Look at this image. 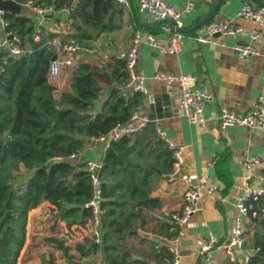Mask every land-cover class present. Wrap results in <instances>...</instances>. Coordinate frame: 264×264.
I'll list each match as a JSON object with an SVG mask.
<instances>
[{
    "label": "trees",
    "instance_id": "trees-1",
    "mask_svg": "<svg viewBox=\"0 0 264 264\" xmlns=\"http://www.w3.org/2000/svg\"><path fill=\"white\" fill-rule=\"evenodd\" d=\"M34 1L52 5L55 12L70 6L63 19L68 30L64 33L50 30L45 26L46 20L59 23L62 19L55 12L46 14L44 24L39 25V38L34 41L37 17L2 13L7 23L4 31L17 35L25 52L12 57L0 50V264H16L25 241L27 213L42 203L48 204L67 229L88 223L91 217L85 206L91 197L88 173L85 164L72 162L70 155L80 153L87 139L103 137L128 121L145 96L125 88L126 64L120 55L108 56L99 67L79 60L72 63L64 68V86L55 94V85L46 79L48 62L56 53L48 41L72 40L89 47L100 34L122 25L124 6L115 0ZM137 7L133 8L135 14ZM161 21L167 20L156 22ZM107 77L111 85L108 89L107 84L103 97L105 87L101 83ZM155 128V123L146 121L139 130L108 142L98 169L100 240L98 243L93 237L84 238L83 243L75 244L79 256L100 248V264H119L114 244L123 243L129 236V217L138 218L145 206L155 203L149 193L173 168L172 149L157 136ZM213 161L218 179L224 182L221 191H226L231 184L230 173ZM21 169L28 176L20 182L16 181V173ZM250 205L247 217L254 224L251 240L263 255L253 250L247 264H264V191L250 200ZM161 225L167 237L177 236V227L168 220ZM45 240L54 250L66 253L68 246L63 238L50 235ZM134 247L139 248L137 244ZM160 249L166 253L163 264H167L168 246ZM47 264H54L53 257Z\"/></svg>",
    "mask_w": 264,
    "mask_h": 264
},
{
    "label": "crops",
    "instance_id": "crops-1",
    "mask_svg": "<svg viewBox=\"0 0 264 264\" xmlns=\"http://www.w3.org/2000/svg\"><path fill=\"white\" fill-rule=\"evenodd\" d=\"M168 1L179 6L183 5V0ZM196 2L193 10L183 13L182 27H189L197 23V20L217 1L197 0ZM245 2L264 4V0H222L213 17L214 20L220 19L232 25H241L240 31L234 34L217 35L216 44L194 40V35L203 32V25L197 27L193 34L190 31L181 32V49L178 53L172 54L152 48L146 42L145 34L152 33L157 39L164 41L171 31L170 25L173 23L168 20L156 22L148 15L139 13L138 10L135 14L133 8L137 7V0H124L121 3L124 6L121 18L118 13L116 15L117 20L121 19L122 25L118 29L100 34L95 41L91 42L95 45L93 52L72 55L73 63L79 60L90 66L99 67L108 56H118L127 50L131 46L133 33L139 30L142 40L138 46L136 67L146 76L147 91L142 101L143 104L123 126L133 132L145 125L146 121H152L156 126H161L166 130L172 142L182 145L181 169L192 180L207 173L217 186L215 194H206L202 197L199 209L191 214L187 222L182 225V234L170 238L165 235V229L161 224L168 219L171 212L180 208L185 183L180 181L176 175L170 173L163 175L149 193L155 203L145 206L142 215L138 218L129 217L131 223L129 236L123 243L114 244V254L117 256L119 264H127L126 262L130 264H163L167 259L165 251L160 249L163 245L174 246L178 249L179 264H204L196 257V240L208 231H211L218 240V245L211 253L210 264H245L248 256L254 250L251 246V242H253L251 233L254 224L248 217L245 218L247 246L242 252L237 253L236 261L228 260L223 244L230 235L236 214L235 202L241 194L244 182L248 181L254 189L262 187L264 131L250 130L243 125L223 126L213 117L205 120L206 122L202 126L188 122L178 107L176 92L172 95L168 94L169 105L163 106L159 113L160 117H155L152 120L146 118L151 109L148 95L159 96L166 91L163 81L153 77V74L159 71L194 74L195 82L210 94V98L205 101L204 106V113L207 116L214 114L223 105L238 112L246 111L253 105L258 91L264 83V55L239 56L233 49L237 43H249V31L256 27L254 21L238 15V10ZM54 14L62 20L59 23H45V26L47 25L50 30L55 32H67L68 24L63 20L66 14L62 10ZM134 15L137 16L136 19ZM43 22L44 20L41 24H44ZM2 32L3 29L0 26V35ZM253 45L256 48L264 47V27L261 28V34L253 40ZM64 68L61 71L63 80L61 79V82L56 85V92L64 86ZM107 84L109 89L111 84L108 77L107 81L103 80L101 83L105 87L103 97L106 94ZM113 131L103 137L87 139L81 152L70 157L71 161L84 164L87 161H92L100 164ZM252 157L257 158L258 163L248 169L244 165V161ZM214 159L218 161L219 166H223L230 173L231 184L226 191H221L224 182L217 177ZM128 202L134 203L132 200ZM44 204L47 203H42L39 206ZM123 213L127 215L125 208H123ZM86 226L88 223L82 227L70 226L69 228L84 233L83 240L92 238V235L89 236ZM140 239L142 241L138 242ZM82 240L72 242L71 247L77 243H83L84 240ZM99 240L98 231V238L94 241L99 243ZM64 243L67 245L68 242L64 241ZM136 244L139 248L134 247ZM74 250L71 249V251ZM74 252L77 253V251ZM74 258L79 259L77 261L82 264H100V248L87 256H74Z\"/></svg>",
    "mask_w": 264,
    "mask_h": 264
},
{
    "label": "built area",
    "instance_id": "built-area-1",
    "mask_svg": "<svg viewBox=\"0 0 264 264\" xmlns=\"http://www.w3.org/2000/svg\"><path fill=\"white\" fill-rule=\"evenodd\" d=\"M15 1L21 5L27 6L35 13L37 24L32 39L37 41L40 33L39 25L44 20L46 14H52L55 12L53 6L35 4L34 0ZM115 1L120 4L124 2V0ZM196 1L197 0H183V5L179 6L168 0H137V10L141 14L148 15L154 21L168 20L171 21L174 26L182 27L181 17L183 13L193 10L197 4ZM61 10L67 14L70 11V6L63 7ZM3 12L4 11L0 10V26L3 29V32L0 35V50L4 51L8 56L18 57L25 52V48L21 45L20 38L17 35L4 31V27L7 23L2 18ZM238 15L242 18L254 21L256 27L249 31V43H237L233 49L239 56L264 55V47L256 48L253 45V40L261 34V28L264 27V4L245 2L238 10ZM241 29L242 26L238 24L232 25L224 20L210 19L203 25V32L197 33L193 38L196 42L216 44L217 35L234 34ZM180 36V31L173 30L170 31L167 39L162 41L157 39L152 33H146L145 40L152 48L157 49L160 52L176 54L181 49ZM141 40L142 35L140 31H135L132 36L131 46L122 52L120 56L124 58V63L126 64L127 80L124 83L125 88L146 93V76L144 73L138 71L136 67L138 46ZM48 44H50L56 52L55 59L49 60L46 70V79L52 85L59 82L62 69L73 63V54L93 52L89 47H82L72 40L60 43L57 38H52L48 41ZM153 77L163 81L165 89L169 95L176 92L178 107L188 122L202 126L206 122L205 120L213 117L223 126L243 125L250 130L260 129L264 131V83L258 91L255 102L248 110L238 112L223 105L220 106L214 114L207 116L204 113V106L205 101L210 98V94L195 82L194 74L184 72L174 74L168 71H159L154 73ZM112 130L114 131L111 139H118L123 134L133 132L128 127L123 126V124H120ZM155 131L157 136L166 142L172 149L173 168L170 174L176 175L180 181L182 180L185 183L182 192L181 206L177 211L171 212L167 219L168 222L177 227V235L179 236L182 234V225L187 222V219L191 214L199 209L202 197L206 194H215L217 192V186L211 181V177L207 173L192 180L189 175L181 169L182 145L172 142L168 137L166 130L161 126H156ZM72 156L73 155H70V157ZM256 163H258V160L255 157L248 158L244 161V165L248 169ZM99 165L100 164H96L92 161L85 162V169L88 173L91 187V197L85 203V206L90 210L91 217L88 220V224L91 226V235L95 240L98 238V215L100 212L99 206L101 201L100 179L98 177ZM263 191L264 177L262 178L261 189H254L248 181H245L241 194L236 199L234 223L231 227L229 237L223 244L228 260L232 262L236 261L237 253L242 252L247 246L248 240L245 233V218L249 215L251 207L250 200L255 199ZM251 215H255V212L251 211ZM196 241V257L203 261L204 264H210L211 253L218 245L217 237L211 231H208ZM168 250L170 252V259L167 264H179L180 253L178 249L174 246H168Z\"/></svg>",
    "mask_w": 264,
    "mask_h": 264
},
{
    "label": "rangeland",
    "instance_id": "rangeland-1",
    "mask_svg": "<svg viewBox=\"0 0 264 264\" xmlns=\"http://www.w3.org/2000/svg\"><path fill=\"white\" fill-rule=\"evenodd\" d=\"M46 23H49V21L46 20ZM89 48L93 51L95 50V45L90 44ZM62 77L63 74L61 73L59 82L55 84V87L61 82V79L63 80ZM27 176L28 172L21 169L16 173V181L19 180L21 182ZM86 228L90 234L89 236H91V226L88 224ZM83 234L80 230L67 229L62 221L55 218L48 204L41 205L35 210L32 209L27 213L25 241L16 264H47L50 257H53L54 264H82L77 261L79 259L74 258V256H79V254L74 252L76 250L71 251V249H74V247H71V244L72 242L81 241ZM50 235L63 238L65 242H68L66 245L68 249L65 254L57 249L54 250L52 245L46 242L45 237Z\"/></svg>",
    "mask_w": 264,
    "mask_h": 264
},
{
    "label": "water",
    "instance_id": "water-1",
    "mask_svg": "<svg viewBox=\"0 0 264 264\" xmlns=\"http://www.w3.org/2000/svg\"><path fill=\"white\" fill-rule=\"evenodd\" d=\"M220 0H217V2L199 19L197 20V23L189 26V27H181V26H174L173 24L170 25L171 31H180V32H189L194 29H197V27L202 26L203 24L206 23V21L212 19L217 12V9L219 7V2ZM0 10L4 12H8L11 14L15 15H22V16H35V13L29 9L25 5H21L17 3L15 0H0ZM55 54H53L50 57V60L55 59ZM149 103H150V111L147 113L146 118L148 120H152L155 117H160L159 113L162 110L163 106L169 105L168 100H169V95L166 91L162 92L159 94V96H152L148 95ZM63 160H69L63 159ZM252 248L255 250V253L259 255H263L260 250L256 249V246L254 242H251Z\"/></svg>",
    "mask_w": 264,
    "mask_h": 264
}]
</instances>
